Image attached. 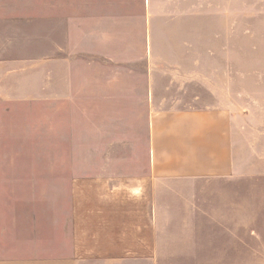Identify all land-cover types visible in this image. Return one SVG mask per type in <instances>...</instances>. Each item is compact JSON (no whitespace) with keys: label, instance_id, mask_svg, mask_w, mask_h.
<instances>
[{"label":"crops","instance_id":"obj_1","mask_svg":"<svg viewBox=\"0 0 264 264\" xmlns=\"http://www.w3.org/2000/svg\"><path fill=\"white\" fill-rule=\"evenodd\" d=\"M194 3L144 0L149 77L138 87L145 89L148 157L135 170L79 176L73 164L0 167V264H162L174 231L208 227L207 184L238 174L233 107L193 103L201 97L193 83L211 87L197 74L199 57L185 40L190 29L157 32L153 25L155 6L177 5L175 21L186 22ZM79 5L75 25L84 29L87 8ZM89 10L95 32L98 3ZM67 11L68 0H0V113L18 98L34 99L41 78L54 97L57 87H70ZM173 36L183 40L175 50L155 48V38ZM152 58L155 68L182 76L176 90L153 78Z\"/></svg>","mask_w":264,"mask_h":264},{"label":"rangeland","instance_id":"obj_2","mask_svg":"<svg viewBox=\"0 0 264 264\" xmlns=\"http://www.w3.org/2000/svg\"><path fill=\"white\" fill-rule=\"evenodd\" d=\"M80 1L68 0L71 85L54 97L41 78L34 99L5 104L0 167L73 164L79 176L88 169L116 174L148 157L145 89L138 87L149 77L144 0ZM92 2L95 32L86 21ZM78 3L87 8L84 29L76 27ZM191 7L184 22L175 21L177 5L155 6L153 25L157 32L190 29L185 40L199 57L197 74L211 87L193 83L201 96L193 103L233 107L238 174L207 184L208 227L174 231L162 264H264V0H195ZM35 11L42 22L41 6ZM154 41L159 51L183 43L178 36ZM156 62L149 61L153 78L176 90L182 76Z\"/></svg>","mask_w":264,"mask_h":264}]
</instances>
